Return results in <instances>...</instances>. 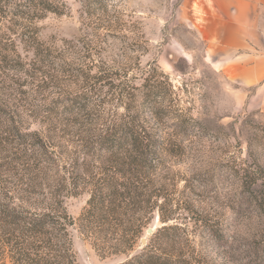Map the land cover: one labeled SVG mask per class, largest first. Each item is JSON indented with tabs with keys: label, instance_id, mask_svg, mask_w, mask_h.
Listing matches in <instances>:
<instances>
[{
	"label": "trees",
	"instance_id": "obj_1",
	"mask_svg": "<svg viewBox=\"0 0 264 264\" xmlns=\"http://www.w3.org/2000/svg\"><path fill=\"white\" fill-rule=\"evenodd\" d=\"M68 1L0 0V264H76L75 226L119 264H199L178 222L186 217L170 173L177 139L166 131L169 120L182 131L195 122L169 117L155 76L136 85L127 67L93 59L115 30L100 19L110 0H72L104 35L40 41L38 22L63 15ZM66 58L77 61L69 97ZM81 194L88 199L74 222L64 201Z\"/></svg>",
	"mask_w": 264,
	"mask_h": 264
},
{
	"label": "rangeland",
	"instance_id": "obj_2",
	"mask_svg": "<svg viewBox=\"0 0 264 264\" xmlns=\"http://www.w3.org/2000/svg\"><path fill=\"white\" fill-rule=\"evenodd\" d=\"M107 6L100 19L113 23L115 30L93 59L114 69L127 67L138 75L136 85L155 76L169 117L195 122L182 131L169 120L166 131L177 139L170 168L174 199L180 202L179 218L186 217L178 222L186 228L184 238L196 261L264 264V78L243 83L240 75L249 72L238 74L233 56L226 57L208 40L209 0H110ZM67 8L63 15L47 14L38 22L40 41L59 47L64 41L84 40L88 29L104 35V28L90 25L98 20L84 15L80 3L69 0ZM258 21L264 29V16ZM255 49L246 52L264 56V40ZM64 60L72 67L62 75V90L69 97L77 92L72 86L77 61ZM166 115L162 113L163 119ZM87 199L85 194L65 199L74 222ZM71 236L76 264L123 260L101 257L76 226Z\"/></svg>",
	"mask_w": 264,
	"mask_h": 264
},
{
	"label": "crops",
	"instance_id": "obj_3",
	"mask_svg": "<svg viewBox=\"0 0 264 264\" xmlns=\"http://www.w3.org/2000/svg\"><path fill=\"white\" fill-rule=\"evenodd\" d=\"M209 4L208 40L223 49L226 57L233 56L231 62L238 74L243 69L249 72L248 76L240 75L243 83L253 84L263 79L264 56L248 54L246 50H256L264 40V29L258 21L264 16V0H209Z\"/></svg>",
	"mask_w": 264,
	"mask_h": 264
},
{
	"label": "water",
	"instance_id": "obj_4",
	"mask_svg": "<svg viewBox=\"0 0 264 264\" xmlns=\"http://www.w3.org/2000/svg\"><path fill=\"white\" fill-rule=\"evenodd\" d=\"M155 229H156V227L153 226V225H150V226L146 229V232H145L144 237H142L141 240H140V244H141L142 246H145V245L147 244V237H148V236H151V235L154 233Z\"/></svg>",
	"mask_w": 264,
	"mask_h": 264
}]
</instances>
